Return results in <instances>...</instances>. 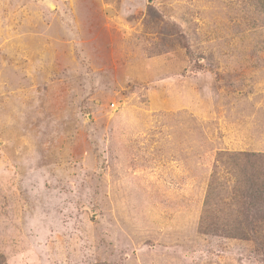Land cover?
<instances>
[{
	"label": "rangeland",
	"instance_id": "rangeland-1",
	"mask_svg": "<svg viewBox=\"0 0 264 264\" xmlns=\"http://www.w3.org/2000/svg\"><path fill=\"white\" fill-rule=\"evenodd\" d=\"M239 152L264 154V0H0L7 263L264 264Z\"/></svg>",
	"mask_w": 264,
	"mask_h": 264
},
{
	"label": "trees",
	"instance_id": "trees-1",
	"mask_svg": "<svg viewBox=\"0 0 264 264\" xmlns=\"http://www.w3.org/2000/svg\"><path fill=\"white\" fill-rule=\"evenodd\" d=\"M227 156L231 158L233 162H235V165L243 167V169L240 170V173H242L243 178L239 180V186L241 185L245 186V189L247 191V195L243 193V203L251 204V207L253 206L254 209L258 208L257 212L253 213V217H251L250 219L247 218L248 226L254 224L255 222L256 223L264 222V179L256 178V180L253 181H249L251 177H246V179H244L245 177L244 170L250 169V167H252L253 175L254 174L256 175L257 171L264 166V154L256 153V152H239V153H229L227 154ZM238 159H241L243 161L242 162L240 161L241 163L239 164V162L237 163ZM255 181H257V183ZM247 210L248 212H250V207H247ZM235 221L239 223L237 225H234L233 228H231V230L229 229V231L247 237V235H245L240 228L242 222L238 221L237 219H235ZM249 230L251 231L253 229L249 228ZM0 264H9L5 260L4 256L1 254H0Z\"/></svg>",
	"mask_w": 264,
	"mask_h": 264
}]
</instances>
